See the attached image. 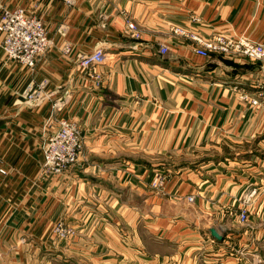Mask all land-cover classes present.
<instances>
[{
	"label": "crops",
	"instance_id": "1",
	"mask_svg": "<svg viewBox=\"0 0 264 264\" xmlns=\"http://www.w3.org/2000/svg\"><path fill=\"white\" fill-rule=\"evenodd\" d=\"M1 3L42 19L53 45L34 72L5 61L0 48V264H34L35 254L47 245L51 223L59 218L80 231L93 222L116 228L108 211L126 212L131 190L143 202L148 171L163 165L148 160V153L154 158L166 148H175L174 154L199 153L206 150L199 147L205 140L241 144L256 139L259 146L236 153L239 158L204 157L186 170V177L179 174L183 168H176L177 183L188 182L180 184L186 190L182 196L194 195L196 205L218 207L214 218L223 223L233 222L242 196L254 191L250 215L256 210L264 219V103L252 107L233 90L255 95L264 71L238 57H200L193 44L170 31L181 27L204 37L221 34L264 43V0ZM125 18L141 30L137 39L125 29ZM65 42L72 44L69 56L59 50ZM160 45L167 47L165 54L159 52ZM96 47H103L107 57L97 67L99 89L77 73L74 63L78 54ZM41 77L49 79L54 100H67L59 113L22 104V93ZM54 118L76 121L83 133L77 165L57 178L41 172L43 148L56 128ZM137 214L147 218L144 212ZM237 234L225 237H242ZM250 238L255 251L256 245L264 247V230L258 226Z\"/></svg>",
	"mask_w": 264,
	"mask_h": 264
},
{
	"label": "rangeland",
	"instance_id": "2",
	"mask_svg": "<svg viewBox=\"0 0 264 264\" xmlns=\"http://www.w3.org/2000/svg\"><path fill=\"white\" fill-rule=\"evenodd\" d=\"M130 21L134 23L133 20L130 19ZM138 30L140 35L141 30L139 27ZM238 58L245 59L243 57ZM5 61L8 60L5 59ZM40 61L37 63L36 68H39ZM258 66L260 69L259 64ZM84 78H88L91 81L88 76ZM233 90L235 94H238L239 101L248 102L252 107L262 106L261 100L263 99L257 96L256 93L253 96H249L241 89ZM252 99L258 100L257 106L252 105ZM59 120L54 118L53 122L57 123ZM74 122L83 135L82 127L76 121ZM204 146L206 150L199 149V153L184 151L182 154H174L171 150H175V148L164 149L162 152L164 154L157 158L151 157L148 153V160L155 161L156 159L158 163H162L163 165L159 167V170L148 171L146 188L143 192V195H145L143 202L138 203L139 198L134 195L136 192L131 190L130 197L132 198L130 199V206H128L126 212H123L122 209L120 213L114 212L112 214L108 211L113 221L118 223L116 228L100 227V224L96 225L93 222L88 230L83 231L81 229L80 231L81 227L68 223L64 218H59L51 223L49 236L47 237V245L35 254L33 263L264 264V261L260 260V256H257L259 253L264 256V247H261L262 244H259V246L256 245L257 251L250 244L251 230L255 226H258L260 230H264V219L260 220L257 217V211L255 210L254 214L250 215L251 212L248 210L249 216L245 224H240L236 219H233V222L228 220L223 221V223L217 222L214 216L220 211L218 207L215 206L214 208L213 205L205 207L201 202L199 205H196V203L194 204V195L184 194L182 196V193L186 192V190L183 187L180 188V184H186L188 182L187 180L181 179L179 180L180 183H177L180 175H178L176 170V168H183V172L179 174L182 173L181 175L186 177L185 175L189 174L186 170L192 168L198 160H202L204 157L210 158L211 160H215L216 157H224L228 160L233 159L238 157L235 156L236 153L241 155L244 151H254L259 146L258 141L255 139L237 144L229 139H214L211 141H201L199 147ZM65 173L49 176H56L55 178H57ZM160 179L163 181L161 187ZM154 184L157 185L154 186ZM173 188H178V190H174ZM118 191H123V189L119 188ZM190 197L193 198L192 201L189 200ZM241 203L238 209L241 207ZM129 209L131 210L130 215H126ZM114 211H117V207L114 208ZM139 211L146 213L147 218L144 219L145 221L138 218L137 213ZM231 212L234 211L231 210ZM123 218L125 221H122ZM59 226L62 227V231L59 230ZM208 228L213 229L219 238L213 237L211 233H208L207 237L204 232L206 233ZM224 229L225 231H223ZM228 232L233 234L238 233L237 235L240 236L242 234V237L239 239H232L230 236L226 238L225 235Z\"/></svg>",
	"mask_w": 264,
	"mask_h": 264
},
{
	"label": "built area",
	"instance_id": "3",
	"mask_svg": "<svg viewBox=\"0 0 264 264\" xmlns=\"http://www.w3.org/2000/svg\"><path fill=\"white\" fill-rule=\"evenodd\" d=\"M68 5H74V0H63ZM125 29L134 37L139 36L136 24L125 18ZM173 36L183 38L193 44L195 53L203 58L211 54L225 57H243L249 62L258 63L260 72L264 71V43L252 41L245 37L231 38L221 34L204 37L197 32L171 27ZM0 48L6 60L27 67L34 72L37 63L45 57L53 45L48 36L44 23L38 17L28 13L22 7L8 8L2 5L0 0ZM161 54L167 52L165 45L159 46ZM60 52L63 56L72 53V45L64 43ZM107 61L103 47H96L89 53L78 54L74 61L75 69L80 76H88L95 89L101 84V76L97 67L104 65ZM50 82L46 77L34 81L22 94L21 102L29 109H39L48 106L52 112L58 113L66 104L65 97L53 99L54 91L49 90ZM256 95L262 98L264 103V83L257 84ZM236 89V87H234ZM262 96V97H261ZM258 100L252 99V105L257 106ZM83 144V135L73 120L60 118L56 128L49 136L43 148V163L41 172L45 176L61 175L76 165L79 160ZM4 174L3 170H0ZM163 181L160 179V187ZM157 184H154L156 186ZM254 194L247 193L242 197L241 207L235 214V219L240 224H245L249 216V202ZM193 200L192 197L189 198ZM62 231V227L59 226Z\"/></svg>",
	"mask_w": 264,
	"mask_h": 264
},
{
	"label": "water",
	"instance_id": "4",
	"mask_svg": "<svg viewBox=\"0 0 264 264\" xmlns=\"http://www.w3.org/2000/svg\"><path fill=\"white\" fill-rule=\"evenodd\" d=\"M210 233L213 237L219 238L216 232L213 229H210Z\"/></svg>",
	"mask_w": 264,
	"mask_h": 264
}]
</instances>
